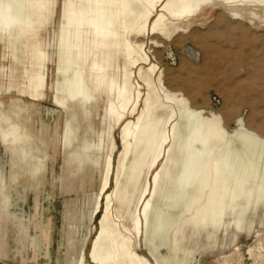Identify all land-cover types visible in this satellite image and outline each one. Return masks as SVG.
I'll return each instance as SVG.
<instances>
[{
  "label": "rangeland",
  "instance_id": "374dc122",
  "mask_svg": "<svg viewBox=\"0 0 264 264\" xmlns=\"http://www.w3.org/2000/svg\"><path fill=\"white\" fill-rule=\"evenodd\" d=\"M13 1L5 2L10 15L17 17ZM51 1L53 11L50 20L39 36L42 47L49 55L44 67L46 90L39 101L22 97L21 102L33 104V127L28 128L18 120L20 110L16 111L12 104L6 105L9 97H20L17 91L25 89L22 81L26 78V53H17L19 61L10 63L9 53H3L0 45V264H72L99 190L105 150L102 135L112 122L105 110L109 95L103 93L97 100V91L92 84L94 72L90 69L91 60L93 57L97 60L101 58L91 50L88 35L83 32L81 46L70 51L73 71L79 72L83 84V92L74 96V110L78 112L70 114L71 108L57 107L51 102L52 92L48 84L60 56L56 35L64 0ZM71 3L74 8L81 6L84 11L89 5L86 0H71ZM193 19L189 26L177 27L166 34L179 35L180 40L171 45L164 57L144 41V51L150 62L162 71L165 88L183 101L178 107L168 104L164 111L176 110L175 140L180 143L187 141V125L181 122V118L186 119L184 110L195 112L204 121L200 124L203 132L214 125L227 133L244 132L253 137L251 127L259 129L264 125V121H260V117L264 116V21L252 23L246 17L236 20L229 14L228 8L222 6L202 9ZM70 30L74 34V30ZM130 40L134 41L133 36ZM14 70L18 73L17 79L5 76L9 72L14 74ZM136 75L134 82L137 80L142 84V77ZM156 76L157 73L153 77V85H157ZM9 85H15V88L5 92ZM145 91L141 88V92ZM193 95L196 103L190 99ZM229 103L235 104L237 111L244 110L249 115V125L246 126L243 119L238 118L230 128L225 127L221 111ZM163 109L152 106L150 134L145 135L137 146V162L144 159L137 181L127 179L136 164L133 161L129 162L120 177L118 195L130 200L120 207L121 218L115 220L117 227L131 238L134 251L151 258V264H158V260L159 264H176L188 255L191 245L195 246V253L190 264H264V207L261 203L255 210L245 209L240 213L236 208L232 212L226 210L218 229H198L187 224L178 228L177 217L168 216L167 212L159 216L160 221L156 219V208L168 206L171 209L174 206L182 209L188 194L175 202L160 197L157 202H152L146 226L141 221L137 235L131 230L130 215L136 205L135 214L138 213L141 188H149L151 181L152 170H146V163L163 125ZM117 135L118 130H115L116 140ZM18 136L24 139L33 137L31 146H6ZM255 138L264 143V138ZM235 144L230 157L216 154L218 169H223L229 177L235 170L239 177L249 174V191L253 193L261 184L264 157L248 168L246 164L251 160H240ZM163 163L164 158L160 164ZM234 179L232 177V181ZM172 186L165 183L164 178L160 179L158 194L165 195ZM238 201L242 203L243 199L240 197ZM115 207L117 204L113 197L110 202L113 214ZM100 215L95 216L90 227L91 238L95 236ZM157 220L161 230L158 235H153L152 229ZM152 246L158 248L149 254Z\"/></svg>",
  "mask_w": 264,
  "mask_h": 264
},
{
  "label": "bare ground",
  "instance_id": "6f19581e",
  "mask_svg": "<svg viewBox=\"0 0 264 264\" xmlns=\"http://www.w3.org/2000/svg\"><path fill=\"white\" fill-rule=\"evenodd\" d=\"M5 1L0 3V45L3 53H9L10 63L19 61L17 53L24 52L28 64L24 66L26 78L22 81L25 89L17 91L20 97H9L7 104L3 102L8 106L12 104L16 111L20 110L21 112L17 113L18 120L29 128L35 123L32 115L33 104L21 102L22 97L39 101L46 90L44 67L49 55L42 47L39 36L50 20L53 3L51 0H14L18 15L13 17ZM86 1L89 4L86 11L81 6L74 8L71 0H64L62 3L56 35L60 56L53 71V78L48 84L52 92L51 102L55 106L71 108L70 114L78 112L74 110V96L83 92V84L79 72L73 71L74 62L70 51L81 46L83 32L88 35L91 50L101 58L97 60L93 57L91 60L90 69L94 72L92 84L97 91V100L103 93L109 95L105 110L111 116L112 122L102 135L105 150L101 179L88 217V226L79 244L80 259H83V252L88 246L92 264H142L148 261L146 257L134 251L131 238L121 232L115 220L119 221L120 207L130 200L118 195L122 172L129 162L133 161L132 163L136 164L127 179L130 182L137 181L144 164V159L137 162V146L145 135L150 134L153 105H157L161 110L164 108L162 114L165 115L152 155L146 163V170H152L149 188L142 186L138 197V213L135 214L136 205L130 215L131 230L136 235L141 221H144L146 226L152 202L160 197L175 202L182 199L185 193L188 194L182 209H176L174 206L171 209L168 206L156 208V219L160 221L159 216L167 212L168 216L177 217L178 228L187 224L198 229H218L226 210L232 212L236 208L238 213L245 209L255 210L260 203L264 207V174L260 179L261 184L250 193L249 174L239 177L238 171L235 170L229 177L223 169H218L216 156L219 153L221 156L230 157L233 143H236L240 160L249 158L252 161L248 165L245 163L250 168V165H256L258 160L264 157V143L244 132L227 133L214 125H210L206 132H203L200 124L204 121L200 120L195 112L185 110L182 112L185 113L186 119L183 120L181 116L180 118L181 122L187 125V141L177 142L174 138L176 110L172 108L170 111H164L168 104L178 107L183 103L182 98L165 88L162 71L150 62L144 51V40L140 39L145 33L152 35L153 29L166 35L177 27H187L193 23V17L199 11L212 6L228 8L229 14L236 20L246 17L252 23L263 22L264 0ZM70 29L74 30V34ZM131 36L134 38L133 42L130 40ZM145 65L148 67L145 68ZM16 70L14 74L9 72L5 76L17 79L19 76ZM135 72L142 77V84L137 80L134 82ZM156 73L157 85H153ZM12 88H15V85H9L4 91L9 92ZM141 88L146 91L141 92ZM0 99L2 100L1 97ZM92 101L93 98L90 106ZM115 130H118L117 140L114 136ZM32 142L33 137L24 139L18 136L12 138L6 146L26 148L30 147ZM23 156L25 157L26 153ZM163 158L164 163L160 164ZM232 177L235 178L233 181ZM163 178L165 183L173 186L171 191L160 196L157 189L160 179ZM113 197L117 204L114 214L110 210ZM240 197L243 199L242 203L238 201ZM99 213L101 215L97 221L98 227H95V236L91 238L90 227ZM185 213L188 215H184ZM159 221L153 226V235H158L161 230ZM236 225L239 227V222ZM124 229L130 231L126 227ZM157 248L158 246L150 247L149 254ZM250 250L249 248L248 251ZM194 253L195 246L191 245L188 255L180 258L176 264H190Z\"/></svg>",
  "mask_w": 264,
  "mask_h": 264
},
{
  "label": "snow or ice",
  "instance_id": "6c2138e0",
  "mask_svg": "<svg viewBox=\"0 0 264 264\" xmlns=\"http://www.w3.org/2000/svg\"><path fill=\"white\" fill-rule=\"evenodd\" d=\"M49 7H51V4H49ZM67 7V5H66ZM140 39L144 40L145 43L150 44L154 47V50L156 52H159L161 54V57H164L167 55V51L170 49L171 45L175 44L180 40L179 35L175 36H167L162 33L156 32L155 29H153V34L148 35L145 33L140 37ZM194 82V87H195ZM190 99L193 100L194 103H196L194 95L190 96ZM221 116L223 118L225 127L230 128L231 125L237 121L238 118H242L245 125H249V115L246 114L244 110L237 111V106L235 104L229 103L224 110L221 111ZM260 121H264V116L260 117ZM259 122V121H258ZM251 132L254 133L253 138L256 136H259L261 138H264V125L261 126V128L257 129L255 127H251ZM72 264H92V259L89 255L88 250L85 248L83 252V259H80V253L79 251L76 254L75 259L73 260ZM142 264H151V258L149 257L147 262H142ZM159 264V260H158Z\"/></svg>",
  "mask_w": 264,
  "mask_h": 264
}]
</instances>
